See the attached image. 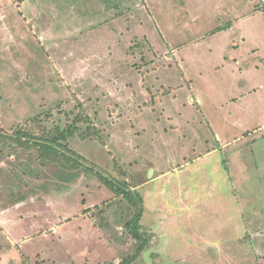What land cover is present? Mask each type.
Returning a JSON list of instances; mask_svg holds the SVG:
<instances>
[{
    "label": "rangeland",
    "instance_id": "374dc122",
    "mask_svg": "<svg viewBox=\"0 0 264 264\" xmlns=\"http://www.w3.org/2000/svg\"><path fill=\"white\" fill-rule=\"evenodd\" d=\"M48 111L142 196L131 264H264V0H0V264H119L129 201L5 137Z\"/></svg>",
    "mask_w": 264,
    "mask_h": 264
},
{
    "label": "trees",
    "instance_id": "16d2710c",
    "mask_svg": "<svg viewBox=\"0 0 264 264\" xmlns=\"http://www.w3.org/2000/svg\"><path fill=\"white\" fill-rule=\"evenodd\" d=\"M80 123L86 124L85 129L80 126ZM99 133V130L89 123L88 116L82 111H78L65 124L57 122L52 116V111H48L44 116L26 121L11 135L5 137L20 147H32L36 158L40 161L49 162L76 174L93 173L109 189L119 191L120 196L115 197L129 201L133 213L132 217L125 222L124 228L134 244L132 252L125 256L119 264H131L139 258L150 243V236L143 233L144 203L142 196L135 188L124 183L117 185L116 182L103 178L92 168L84 165L82 162L85 159L71 148L69 142L73 137L81 140H100Z\"/></svg>",
    "mask_w": 264,
    "mask_h": 264
},
{
    "label": "crops",
    "instance_id": "0c3cea01",
    "mask_svg": "<svg viewBox=\"0 0 264 264\" xmlns=\"http://www.w3.org/2000/svg\"><path fill=\"white\" fill-rule=\"evenodd\" d=\"M247 69H244V71H246Z\"/></svg>",
    "mask_w": 264,
    "mask_h": 264
}]
</instances>
